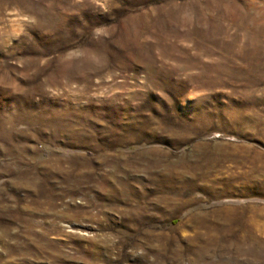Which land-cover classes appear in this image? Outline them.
I'll return each instance as SVG.
<instances>
[{
  "label": "rangeland",
  "instance_id": "374dc122",
  "mask_svg": "<svg viewBox=\"0 0 264 264\" xmlns=\"http://www.w3.org/2000/svg\"><path fill=\"white\" fill-rule=\"evenodd\" d=\"M0 264H264V0H0Z\"/></svg>",
  "mask_w": 264,
  "mask_h": 264
}]
</instances>
